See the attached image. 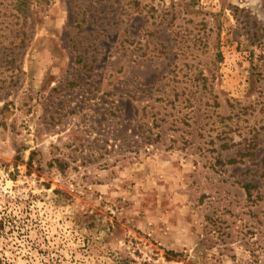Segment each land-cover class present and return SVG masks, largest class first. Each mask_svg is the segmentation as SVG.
I'll return each mask as SVG.
<instances>
[{
    "label": "rangeland",
    "instance_id": "obj_1",
    "mask_svg": "<svg viewBox=\"0 0 264 264\" xmlns=\"http://www.w3.org/2000/svg\"><path fill=\"white\" fill-rule=\"evenodd\" d=\"M0 264H264V0H0Z\"/></svg>",
    "mask_w": 264,
    "mask_h": 264
}]
</instances>
